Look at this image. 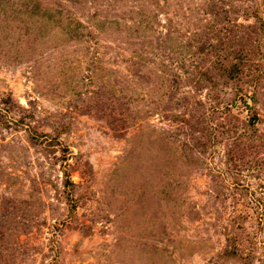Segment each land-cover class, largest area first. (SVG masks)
Returning <instances> with one entry per match:
<instances>
[{
    "label": "rangeland",
    "instance_id": "obj_1",
    "mask_svg": "<svg viewBox=\"0 0 264 264\" xmlns=\"http://www.w3.org/2000/svg\"><path fill=\"white\" fill-rule=\"evenodd\" d=\"M0 264H264V0H0Z\"/></svg>",
    "mask_w": 264,
    "mask_h": 264
}]
</instances>
